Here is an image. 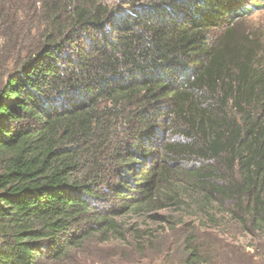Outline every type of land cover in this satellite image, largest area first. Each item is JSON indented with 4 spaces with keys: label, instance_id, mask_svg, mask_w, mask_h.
I'll return each mask as SVG.
<instances>
[{
    "label": "trees",
    "instance_id": "obj_1",
    "mask_svg": "<svg viewBox=\"0 0 264 264\" xmlns=\"http://www.w3.org/2000/svg\"><path fill=\"white\" fill-rule=\"evenodd\" d=\"M263 7L0 0V264L145 257L121 219L185 190L264 230V59L240 32ZM189 231L177 264L223 263Z\"/></svg>",
    "mask_w": 264,
    "mask_h": 264
},
{
    "label": "rangeland",
    "instance_id": "obj_2",
    "mask_svg": "<svg viewBox=\"0 0 264 264\" xmlns=\"http://www.w3.org/2000/svg\"><path fill=\"white\" fill-rule=\"evenodd\" d=\"M103 1L112 3L116 0ZM240 26V32L252 35L259 42L260 57L264 59V7L242 21ZM194 164L190 163L189 167ZM200 199V193L185 190L179 204L123 217L121 221L129 229L127 242L135 244L140 240L147 246V242L152 241L155 243L154 249L149 250L145 257L127 251L123 255L114 250L107 251L98 264H177L180 260L177 245L193 228L205 245L225 248L222 264H264V230L244 228L229 215L228 206L213 204L203 209ZM181 226V232L171 230H180ZM138 234L142 236L141 239H137ZM61 264H91V255L74 254Z\"/></svg>",
    "mask_w": 264,
    "mask_h": 264
}]
</instances>
